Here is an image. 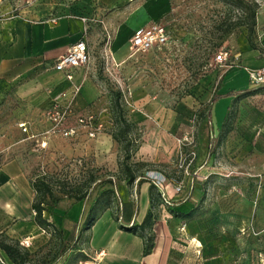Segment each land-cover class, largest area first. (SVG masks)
<instances>
[{"label":"rangeland","instance_id":"374dc122","mask_svg":"<svg viewBox=\"0 0 264 264\" xmlns=\"http://www.w3.org/2000/svg\"><path fill=\"white\" fill-rule=\"evenodd\" d=\"M63 17L86 25L89 79L77 103L91 127L47 134L59 93L22 88L36 68L0 78V168L13 163L23 182L47 185L32 203L53 216L80 198L81 219L43 218L40 239L24 247L0 234L27 251L26 264H82L92 260L88 213L134 215L147 186V230L158 219L175 228L169 264H264V83L242 79L236 59L248 46L264 55V0H0V34L10 22ZM152 23L165 28V46L132 53L128 30ZM221 52L232 69L216 62Z\"/></svg>","mask_w":264,"mask_h":264},{"label":"crops","instance_id":"0c3cea01","mask_svg":"<svg viewBox=\"0 0 264 264\" xmlns=\"http://www.w3.org/2000/svg\"><path fill=\"white\" fill-rule=\"evenodd\" d=\"M141 26L143 25H136L128 30L130 38ZM261 26L263 25L258 21L257 29L260 30ZM85 30V23L74 17L10 22L3 27L0 34V78L14 80L22 76L27 69L36 68L32 81L24 83L22 88L45 91L52 87L54 93L60 94L69 92L73 83L80 86V97L89 79L86 68L75 69L73 81L70 83L63 73L53 69V65L70 46L84 38ZM261 42L264 51V36ZM249 46V52L237 58L243 68L239 72L242 79L248 77L249 70L264 67V55L260 56L258 50H252ZM41 97L32 95L30 102L34 104L47 98L41 100ZM77 102L79 98L75 103L74 115L68 121L78 119L81 113ZM18 168L13 163L0 168V233H6L18 241L24 238L31 241L32 235L40 239L32 208L35 192L29 183L23 182L20 178L21 172ZM138 197L139 202L134 215L124 210L122 217L114 218L109 214L111 212L106 210L93 222L89 229L88 242L92 260L82 264H169L175 228L168 221L158 219L154 220L147 230L146 225H142L149 207L147 186L141 188ZM123 203L128 208L127 205L130 204L128 196ZM53 211L56 210L43 211V218L52 222L54 226L60 227L63 221L76 225L81 219L82 203H73L59 216H53ZM5 224L9 225L6 227Z\"/></svg>","mask_w":264,"mask_h":264},{"label":"built area","instance_id":"2783aa9c","mask_svg":"<svg viewBox=\"0 0 264 264\" xmlns=\"http://www.w3.org/2000/svg\"><path fill=\"white\" fill-rule=\"evenodd\" d=\"M167 42V33L165 28L158 24L152 23L148 26L137 28L129 42V49L132 53H145L152 50L162 49ZM238 56L236 57V59ZM90 59L87 43L80 40L70 46L66 53L60 56L54 63L53 69L65 75L68 82L73 81V71L77 68H84L88 65ZM231 57L227 52H221L216 62L222 64L225 68H233ZM249 80L253 84L264 83V67L260 70H249ZM80 86L71 85L69 92H63L56 97L49 107L46 118L51 123V128L47 132L49 135H58L62 138H72L78 129L90 128L91 118L86 120L78 118L76 127H65L67 121L74 115L75 101L80 94ZM93 137V133L89 134ZM27 241H20L21 246H26Z\"/></svg>","mask_w":264,"mask_h":264},{"label":"trees","instance_id":"16d2710c","mask_svg":"<svg viewBox=\"0 0 264 264\" xmlns=\"http://www.w3.org/2000/svg\"><path fill=\"white\" fill-rule=\"evenodd\" d=\"M255 26V19H254V13L252 14V23L249 25L248 28V42L251 44L250 41V35L253 33V28ZM252 46V44H251ZM220 97V95H215L212 99V105ZM128 128V127H127ZM41 186L43 189H41ZM32 188L35 193H41L42 196L51 193L47 185L40 184V185H32ZM40 188V189H39ZM39 189V190H38ZM81 201L80 198L76 199L75 202L78 203ZM46 203H44L42 200H39L38 203L32 204V208L35 213V222L40 225V224H46L47 222L43 219L42 214L43 211H45ZM151 216L150 213L147 212L146 217L142 223V225H147L149 222ZM64 219V218H63ZM86 225L89 227L95 222V218L92 217L91 212L88 213L87 218H86ZM126 230H131L123 227ZM28 256L27 251L23 250V248L19 247L17 241H12L8 239L5 235L0 234V264H5L3 258H6L11 264H26V258Z\"/></svg>","mask_w":264,"mask_h":264}]
</instances>
